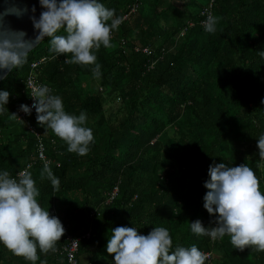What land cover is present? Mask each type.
I'll use <instances>...</instances> for the list:
<instances>
[{"label": "trees", "instance_id": "1", "mask_svg": "<svg viewBox=\"0 0 264 264\" xmlns=\"http://www.w3.org/2000/svg\"><path fill=\"white\" fill-rule=\"evenodd\" d=\"M214 1L218 23L208 33L201 8L209 0H100L116 17H127L114 30L117 44L96 53L99 77L51 53L46 37L0 82V91L10 93L0 115V172L18 178L31 162L39 204L65 227L56 250L38 253L37 264H69L68 237L79 239V264H114L106 246L119 226L136 227L141 235L166 227L173 248L195 244L210 254L206 264H264V252H241L228 236L214 241L190 229L196 220L216 226L204 208L211 165L248 164L264 192V171L256 167L257 138L264 134V0ZM43 55L54 57L39 79L62 98L66 112H84L94 134L89 153L80 156L39 125L37 114L28 115L54 161L59 191L41 179L36 137L18 118L30 99V65ZM11 113L17 117L10 119ZM0 264L30 262L0 243Z\"/></svg>", "mask_w": 264, "mask_h": 264}, {"label": "clouds", "instance_id": "2", "mask_svg": "<svg viewBox=\"0 0 264 264\" xmlns=\"http://www.w3.org/2000/svg\"><path fill=\"white\" fill-rule=\"evenodd\" d=\"M40 4L45 10L39 19L31 17L38 33L35 39H26L27 33L23 31L3 27V16L19 15L18 10L0 13V70L21 67L33 47L47 37L51 53L67 57L66 63L90 68L92 75L99 77L101 65L97 63L96 53L101 47L112 46V33L124 18L116 17L115 10L105 7L100 0H40ZM217 23V18L208 14L203 22L204 30L215 33ZM259 55L264 57V51ZM26 84L35 103L31 107L21 105L20 109L31 115L35 108L38 124L61 139L68 152L87 155L94 134L85 126L86 114L66 112L62 98L52 94L47 85L33 86L30 81ZM9 98L8 91H0V115L6 111ZM16 117L11 113L9 118ZM257 147L256 167L264 171V134L257 138ZM40 176L48 179L55 191L60 190V181L47 162ZM209 176L204 184L208 189L204 208L216 217V226L206 228L196 220L190 224L191 232L214 241L228 236L232 247L241 252L245 249L264 252V192L253 168L248 164H213ZM39 195L30 172L21 171L18 178L6 170L0 172V243L30 264H37L38 253L54 252L65 234L60 219L39 204ZM106 248L114 256V264H206L208 259L195 244L173 248L170 231L163 226H155L148 235H141L136 227H116L110 230Z\"/></svg>", "mask_w": 264, "mask_h": 264}, {"label": "built area", "instance_id": "3", "mask_svg": "<svg viewBox=\"0 0 264 264\" xmlns=\"http://www.w3.org/2000/svg\"><path fill=\"white\" fill-rule=\"evenodd\" d=\"M214 0H209V2H207L204 6H202L201 8V15H202V20H201V24L203 25V22L207 19V15L208 14H212L213 15V10H214ZM133 9H135V6L133 7ZM127 16H123V18L125 19ZM115 32L113 31L112 33V37H114ZM141 48L140 47H136V50L139 51ZM144 52H149V48L145 47L143 49ZM54 56H46L43 55L35 60L32 61L31 65H30V70L26 76V83L27 82H31L33 86H39V85H47L50 89L51 87L47 84L44 83L43 81H41L39 79V74L41 72V67L42 65H44L48 60L52 59ZM149 70H153L154 69V63L149 64L148 66ZM26 89H28L27 84H26ZM31 91V89H29V92ZM33 103H35V101L30 97V99L28 100L27 105L29 107H31L33 105ZM31 114H37L35 108H32V112ZM18 118L21 120H24L27 125L29 126L31 132L35 135L36 137V145H35V151L38 155V158H40L42 160L43 163L47 162L49 164V166L51 165V163H53L54 161L52 160V158H50L47 154V149H46V145H45V141L42 137L41 132H38L33 125L28 121V114H26L25 112H23L21 109H19L18 111ZM33 167L32 163H28L26 167L22 168L18 174L21 171H27L30 172L31 168ZM118 192V187H116L113 191V195H116ZM65 228V227H64ZM69 240V246L66 247L67 250V254H68V259H69V264H79V260L76 256V251L78 250V246H79V239L73 238V237H68ZM207 257H210L209 253H206Z\"/></svg>", "mask_w": 264, "mask_h": 264}, {"label": "water", "instance_id": "4", "mask_svg": "<svg viewBox=\"0 0 264 264\" xmlns=\"http://www.w3.org/2000/svg\"><path fill=\"white\" fill-rule=\"evenodd\" d=\"M33 8H35L34 13L32 11ZM7 9L18 10L20 14L4 15L2 20L3 27L14 31H23L27 33L26 39H35L38 33L34 29L31 17L35 16L39 19L41 12L45 10L41 7L40 0H0V13L5 12ZM10 71L0 70V77H2L0 78V82L7 77Z\"/></svg>", "mask_w": 264, "mask_h": 264}, {"label": "rangeland", "instance_id": "5", "mask_svg": "<svg viewBox=\"0 0 264 264\" xmlns=\"http://www.w3.org/2000/svg\"><path fill=\"white\" fill-rule=\"evenodd\" d=\"M190 24L193 25L194 23H193V22H190ZM182 33H184V32H182ZM112 38H113V37H112ZM111 43H112V45H114V44L116 45V44H117L116 41H112ZM136 47H137V46H136ZM136 47L134 48L135 51H137V50H136ZM138 47H140V46H138ZM140 48H141V49H140L139 51H143V49H144L145 47H144V48L140 47ZM162 50H164V51L160 53L158 59H162V58L164 57V55L166 54V53H165V52H166L165 48H163ZM143 52H144V51H143ZM144 53H147V52H144ZM158 59H156V60H149V62L147 63V69L149 70L148 66H149V64H151V63H154V68H155L156 63L158 62Z\"/></svg>", "mask_w": 264, "mask_h": 264}]
</instances>
